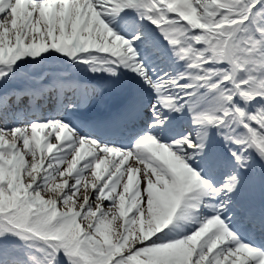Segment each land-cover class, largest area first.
Wrapping results in <instances>:
<instances>
[{"label": "snow or ice", "instance_id": "1", "mask_svg": "<svg viewBox=\"0 0 264 264\" xmlns=\"http://www.w3.org/2000/svg\"><path fill=\"white\" fill-rule=\"evenodd\" d=\"M0 264H264V0H0Z\"/></svg>", "mask_w": 264, "mask_h": 264}]
</instances>
